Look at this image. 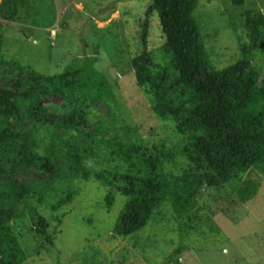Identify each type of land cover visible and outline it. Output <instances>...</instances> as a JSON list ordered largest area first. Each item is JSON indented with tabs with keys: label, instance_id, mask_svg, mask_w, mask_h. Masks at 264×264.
Here are the masks:
<instances>
[{
	"label": "trees",
	"instance_id": "trees-1",
	"mask_svg": "<svg viewBox=\"0 0 264 264\" xmlns=\"http://www.w3.org/2000/svg\"><path fill=\"white\" fill-rule=\"evenodd\" d=\"M32 3L38 6L32 25L52 27L56 0H2L0 18L23 19V9ZM197 5V0H151L140 35L143 51L132 60L139 93L158 119L188 137L184 149L143 140L119 99L117 79L97 59L76 58L65 71L43 73L9 58L0 21V264H61L50 262L56 235L65 238L72 213L79 211L86 220L92 211L81 202V192L52 196L57 183L63 188L81 181L101 184L109 211L113 192L126 196L113 232L126 237L145 228L164 202L187 221L203 208L206 190L229 198L240 186L249 189L253 172L264 178V68L253 55L255 45L263 46L264 14L246 12L251 44H243L236 63L218 70L202 40ZM157 14L164 36L159 54L148 38ZM52 95L62 97L64 105L50 104L48 112L44 99ZM100 103L107 116L97 115ZM179 156L188 164L176 170ZM32 171L47 177L13 179ZM258 186L242 197L255 195ZM227 187L230 192H223ZM31 197L47 205V216L31 208ZM64 244L69 247L67 240ZM183 251L179 246L163 264H179Z\"/></svg>",
	"mask_w": 264,
	"mask_h": 264
},
{
	"label": "rangeland",
	"instance_id": "rangeland-1",
	"mask_svg": "<svg viewBox=\"0 0 264 264\" xmlns=\"http://www.w3.org/2000/svg\"><path fill=\"white\" fill-rule=\"evenodd\" d=\"M197 1L194 15L209 61L216 69L223 70L242 57L243 44H251L246 12L264 14V0H246L244 5H235L233 0ZM150 3L151 0H56L58 19L50 28L32 25L38 7L32 3L23 9V19L10 22L0 18L1 32L7 39L6 53L9 58L16 56L15 59L43 73L65 71L76 58L97 59L109 69L110 77L117 79L119 99L143 140L151 145L163 144L167 149L173 146L184 149L188 137L174 132L168 122L156 117L148 98L139 93L132 73V60L143 51L140 35ZM159 21L157 14L150 19L149 26V45L156 54L164 42ZM61 32L65 33L56 40ZM262 45L254 46L253 55L264 68V38ZM44 103L51 112L50 104V107L63 106L64 100L52 95ZM99 109L97 115L107 116L102 103ZM177 161L176 170L188 164L181 156ZM38 177L45 180L47 176L32 171L17 174L13 179L23 182ZM249 178V189L259 184L254 197L247 200L242 197L241 194L247 195V186H240L231 197L220 199L218 192L206 190L200 202L203 208L187 221L177 215L170 202H164L154 210L145 228L118 238L113 232L126 196L113 192L115 202L109 211L105 202L108 192L101 184L81 181V185L63 188L57 183L58 189L51 192L52 196L69 190L81 192V202L92 214L86 220L79 211L69 216L65 238L56 235L57 244L50 251V262L57 263L58 259L61 264H163L182 245L184 251L179 264H264V178L258 172ZM225 189L223 192H230L228 187ZM48 200L47 196L45 201ZM28 203L48 215L47 205L39 204L36 197L28 198ZM87 237L93 240L88 242ZM66 240L69 247L64 244Z\"/></svg>",
	"mask_w": 264,
	"mask_h": 264
}]
</instances>
